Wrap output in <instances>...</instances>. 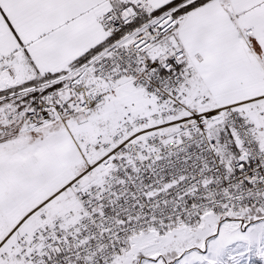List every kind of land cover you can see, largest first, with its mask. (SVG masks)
I'll list each match as a JSON object with an SVG mask.
<instances>
[{
    "label": "snow or ice",
    "instance_id": "6c2138e0",
    "mask_svg": "<svg viewBox=\"0 0 264 264\" xmlns=\"http://www.w3.org/2000/svg\"><path fill=\"white\" fill-rule=\"evenodd\" d=\"M0 264H264V0H0Z\"/></svg>",
    "mask_w": 264,
    "mask_h": 264
}]
</instances>
